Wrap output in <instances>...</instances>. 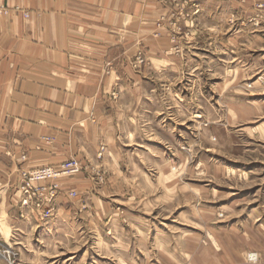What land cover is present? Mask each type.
<instances>
[{
	"label": "crops",
	"instance_id": "0c3cea01",
	"mask_svg": "<svg viewBox=\"0 0 264 264\" xmlns=\"http://www.w3.org/2000/svg\"><path fill=\"white\" fill-rule=\"evenodd\" d=\"M0 3L29 16L0 17V221L7 226L0 236L19 253L18 264H31L34 243L43 249L52 240L76 249L88 245L56 255L64 254L66 264H264L263 209L236 229H221L212 219L206 228L204 219L200 232L169 233L139 220L124 224L115 209L130 204L125 191L91 185L95 166L109 180L127 176L118 143L129 135L125 123L145 95L147 71L173 44L158 26L164 14L159 0ZM223 3L197 0L206 12H223L217 9ZM139 52L148 64L136 70ZM67 160L76 161L79 172L55 179L61 192L49 217L47 205L20 204L22 171ZM112 197L121 203L114 210ZM251 252L254 263L246 260Z\"/></svg>",
	"mask_w": 264,
	"mask_h": 264
},
{
	"label": "rangeland",
	"instance_id": "374dc122",
	"mask_svg": "<svg viewBox=\"0 0 264 264\" xmlns=\"http://www.w3.org/2000/svg\"><path fill=\"white\" fill-rule=\"evenodd\" d=\"M159 1L164 14L158 26L173 44L163 62L147 71L145 95L125 123L129 135L118 143L127 176L109 180L95 166L91 185L125 191L130 204L115 209L120 197H112V208L126 225L131 219L169 233H197L204 219L206 228L212 219L221 229H236L264 210V204L257 207L264 203V0H224L217 8L223 12L199 10L197 0ZM12 12L29 17L0 3V17ZM147 64L142 52L132 62L136 70ZM104 148L99 146L98 159ZM71 163L77 162L56 167ZM39 168L20 171V188L22 173ZM55 179L36 185L48 189ZM60 192L58 187L55 198ZM55 198L46 204L48 217ZM6 229L1 220L2 236ZM82 243L77 249L64 241L44 242L43 249L34 243L31 264H66L64 254L56 255L82 252L88 247L80 248Z\"/></svg>",
	"mask_w": 264,
	"mask_h": 264
},
{
	"label": "built area",
	"instance_id": "2783aa9c",
	"mask_svg": "<svg viewBox=\"0 0 264 264\" xmlns=\"http://www.w3.org/2000/svg\"><path fill=\"white\" fill-rule=\"evenodd\" d=\"M78 172V168L75 164H63L60 167H46L32 170L29 173H22V191L23 199L20 202L24 207L35 205L36 207H43L53 201L58 193V187L55 184H51L45 187H38L37 182L47 181L48 179H55L58 177H64L69 174H75ZM44 217H48V212H44ZM18 252L11 246L0 245V259L6 264H18ZM252 256L248 258L250 262H255L257 254L250 253Z\"/></svg>",
	"mask_w": 264,
	"mask_h": 264
},
{
	"label": "bare ground",
	"instance_id": "6f19581e",
	"mask_svg": "<svg viewBox=\"0 0 264 264\" xmlns=\"http://www.w3.org/2000/svg\"><path fill=\"white\" fill-rule=\"evenodd\" d=\"M46 168V167H45ZM252 256V254H250L249 256H248V258H250Z\"/></svg>",
	"mask_w": 264,
	"mask_h": 264
}]
</instances>
